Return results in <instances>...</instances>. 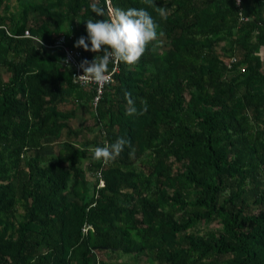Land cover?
<instances>
[{
  "label": "trees",
  "instance_id": "obj_1",
  "mask_svg": "<svg viewBox=\"0 0 264 264\" xmlns=\"http://www.w3.org/2000/svg\"><path fill=\"white\" fill-rule=\"evenodd\" d=\"M12 1L0 0V264H264V0H96L103 18L148 9L159 33L120 62L97 112L63 52L24 37L75 46L90 0ZM81 112L97 134L79 144ZM120 136L119 156L94 159ZM118 252L133 261L100 258Z\"/></svg>",
  "mask_w": 264,
  "mask_h": 264
},
{
  "label": "clouds",
  "instance_id": "obj_2",
  "mask_svg": "<svg viewBox=\"0 0 264 264\" xmlns=\"http://www.w3.org/2000/svg\"><path fill=\"white\" fill-rule=\"evenodd\" d=\"M90 7L96 15L86 19V34L75 41V46L96 54L80 61L82 74L78 76L83 81H95L102 86L110 79V64H134L140 59L147 45L157 39L158 25L144 7L109 8L108 18H103L105 8L96 0H90ZM129 143L120 136L113 142L95 145L93 157L107 163L119 156Z\"/></svg>",
  "mask_w": 264,
  "mask_h": 264
},
{
  "label": "built area",
  "instance_id": "obj_3",
  "mask_svg": "<svg viewBox=\"0 0 264 264\" xmlns=\"http://www.w3.org/2000/svg\"><path fill=\"white\" fill-rule=\"evenodd\" d=\"M236 1L238 5H241L242 0H236ZM24 37L32 38L35 42L40 43L44 45L45 47L60 49L63 52L64 64L70 70L72 74L73 82L77 86L92 93V99L90 102V106L94 112H97L98 107L105 94L106 88L114 82L115 75L120 72V62L111 64L112 68L109 71L111 73L110 79L108 82L104 83L101 86V85H98L95 81H91V82L83 81L78 76L82 74V69H80L79 63L85 57H84L83 48L74 46V39H75L74 36H67L63 34L57 38L54 45L52 46L44 44L40 40V38L33 36L30 31H26ZM234 62H235V59L232 58L229 63L230 68L232 67V63ZM99 177L102 178L101 172L99 173ZM104 186H105V181L101 179L99 187H104ZM90 228L91 226H86L83 229V231L87 233Z\"/></svg>",
  "mask_w": 264,
  "mask_h": 264
},
{
  "label": "rangeland",
  "instance_id": "obj_4",
  "mask_svg": "<svg viewBox=\"0 0 264 264\" xmlns=\"http://www.w3.org/2000/svg\"><path fill=\"white\" fill-rule=\"evenodd\" d=\"M12 4H13V10H17L19 8V6H18V4H17V2L15 0L12 1ZM83 125L87 126L88 128L86 130L84 129L85 131H84L82 136H80V137H75V135L71 136V139L72 140H77V142L79 144H81V142L86 141V140H90L91 141V140H93L96 137L97 131H92V128H94L96 130V128H95L96 127V121L93 118L92 112L91 113L90 112L89 113L81 112L79 114V118L71 122V126L75 130L81 129V127ZM67 138H68L67 134L64 131V134H63V136H62V138L60 140L64 141ZM52 142L53 143L51 145L46 146L43 150L40 151V154L42 156L50 157L53 154L58 153L60 141L56 142V141L52 140ZM89 162H90V160H86V161L82 160L81 161V166L83 168L87 169L88 166H89ZM88 175H89V178L93 179L91 174L88 173ZM23 214H24V210L22 208H20L19 211H18V215L20 216V218L23 217ZM200 228L203 231L207 230V227L204 226V225H200ZM100 258L102 260H109V261H112V262H122V263L123 262L129 263V262H132L133 259H134L133 255L127 256V255H124V254H122L120 252L116 253L112 257L108 253L106 255L105 254H101ZM140 260H141L140 264H146L147 263L146 262V258L142 257V259H140Z\"/></svg>",
  "mask_w": 264,
  "mask_h": 264
}]
</instances>
